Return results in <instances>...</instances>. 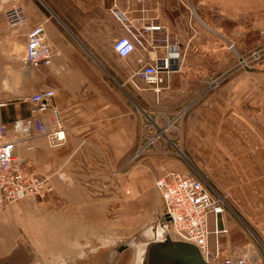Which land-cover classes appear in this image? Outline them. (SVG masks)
<instances>
[{
    "label": "rangeland",
    "instance_id": "374dc122",
    "mask_svg": "<svg viewBox=\"0 0 264 264\" xmlns=\"http://www.w3.org/2000/svg\"><path fill=\"white\" fill-rule=\"evenodd\" d=\"M238 5L239 42L232 44L238 52L224 67L215 60L191 59L205 68L186 70L191 103L180 116L145 108L143 96H179L170 93L168 83L156 91L139 80V91L131 83L112 80V88L127 96L134 112L127 122L126 167L120 168L113 148L73 150L71 165L58 169L67 173L66 179L35 203L45 208L47 226L31 222L37 223L35 235L45 237L47 244H32L35 254L29 253V245L4 253L0 264H132L138 243L150 239L152 227L165 219L157 180L182 170L196 174L224 198L220 223L228 233L220 236L219 257L215 250L211 259L223 264L244 253L264 264V0H238ZM209 76H223L222 84L209 89ZM211 98L218 108L208 102L205 109ZM210 244L216 247L214 235Z\"/></svg>",
    "mask_w": 264,
    "mask_h": 264
},
{
    "label": "crops",
    "instance_id": "0c3cea01",
    "mask_svg": "<svg viewBox=\"0 0 264 264\" xmlns=\"http://www.w3.org/2000/svg\"><path fill=\"white\" fill-rule=\"evenodd\" d=\"M15 4L23 7L27 21L13 28L6 12ZM114 4L133 19L151 21L157 17L165 26V44L156 49L137 50L127 57L118 56L113 44L124 30L110 13ZM238 18V0H0V96L4 98L0 104L14 99L0 105V123L10 125L16 118L30 116L29 107L15 100L21 94L53 89V101L61 107L64 116L66 142L61 147L49 148L43 137L32 138L37 171L50 175L67 168L74 161L72 151L83 148L116 149L113 157L124 169L128 155V116L132 117L134 112L127 96L112 88V80L118 85L131 83L143 91L138 84L140 79L135 76L140 67L138 58L153 61L168 57L171 71L165 82L170 93L178 92L179 96L143 97L145 108L173 117L191 103L187 101L190 75L186 70L205 68L191 59L197 58L198 63L215 60L224 67L238 52L237 48L232 49V44L236 47L239 42ZM38 25H44L55 56L51 66L35 69L26 61V50L28 32ZM122 61L129 63L122 65ZM212 98L204 102L205 109L208 102L218 108ZM37 118L47 121V116L42 114ZM150 145L140 148L145 150ZM16 153L20 157L28 155L27 144L20 142ZM66 177L62 180L52 177L54 190ZM40 200L26 199L1 211L0 255L19 252L27 245L29 253L35 254L32 244H47L45 237L35 235L37 223L31 222L38 221L44 229L47 226L45 208H40L41 203L35 204ZM210 225L213 226V221ZM220 226L225 227L223 222ZM148 240L138 243L132 264H142L140 252ZM41 252L45 250L38 253Z\"/></svg>",
    "mask_w": 264,
    "mask_h": 264
},
{
    "label": "built area",
    "instance_id": "2783aa9c",
    "mask_svg": "<svg viewBox=\"0 0 264 264\" xmlns=\"http://www.w3.org/2000/svg\"><path fill=\"white\" fill-rule=\"evenodd\" d=\"M112 16L121 24L124 34L115 39L113 48L120 57H127L137 50L146 51L156 49L167 41L164 35L165 26L158 18L147 21V18L133 19L128 12L120 9L117 4L110 8ZM6 18L13 28L22 26L27 21L23 7L13 5L7 12ZM254 55H260L256 52ZM55 52L49 42L44 25L33 27L27 36L26 61L31 68L51 66ZM242 64L249 66L248 60L240 56ZM140 64L135 76L151 84L159 91L165 83L166 76L171 71L168 57L153 61L138 58ZM223 81V76H209L207 87L217 89ZM55 91L45 89L33 93H24L15 100L29 107L30 116L19 117L10 125L0 123V210H5L10 204H19L26 199L41 198L53 192L52 177L56 174L65 178L66 174L55 171L50 175H42L35 168L32 154L34 143L32 138L43 136L48 146L59 147L66 142V126L61 107L53 99ZM14 99L10 98L11 102ZM2 102L0 105H5ZM189 108L182 107L177 116ZM47 116V121L37 118V115ZM154 137V136H153ZM152 140L155 139V137ZM20 142L27 144L29 154L20 157L16 153ZM136 152L133 157L139 156ZM160 190L166 213L170 217L168 222L170 232L177 240L196 244L204 258L214 264L211 258L219 257V236L228 232L226 227L220 226V216L224 213V198L214 194L204 181L192 172L170 171L163 174L156 182ZM213 221L214 227H211ZM214 235L216 247L212 249L210 236ZM247 254L232 255L223 264H255Z\"/></svg>",
    "mask_w": 264,
    "mask_h": 264
},
{
    "label": "water",
    "instance_id": "95a60500",
    "mask_svg": "<svg viewBox=\"0 0 264 264\" xmlns=\"http://www.w3.org/2000/svg\"><path fill=\"white\" fill-rule=\"evenodd\" d=\"M152 229V239L140 252L142 264H214L207 261L199 247L191 242L172 238L168 214Z\"/></svg>",
    "mask_w": 264,
    "mask_h": 264
},
{
    "label": "bare ground",
    "instance_id": "6f19581e",
    "mask_svg": "<svg viewBox=\"0 0 264 264\" xmlns=\"http://www.w3.org/2000/svg\"><path fill=\"white\" fill-rule=\"evenodd\" d=\"M171 236H172V238H174L173 235H172V232H171ZM174 239H176V238H174Z\"/></svg>",
    "mask_w": 264,
    "mask_h": 264
}]
</instances>
